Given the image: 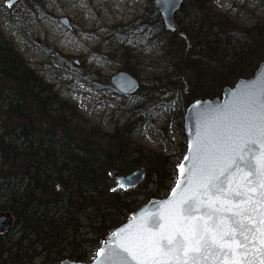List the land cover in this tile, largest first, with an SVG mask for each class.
Returning <instances> with one entry per match:
<instances>
[{"label":"trees","instance_id":"trees-1","mask_svg":"<svg viewBox=\"0 0 264 264\" xmlns=\"http://www.w3.org/2000/svg\"><path fill=\"white\" fill-rule=\"evenodd\" d=\"M182 12L186 19L166 34V69L152 84H141L139 112L151 105L149 94L170 87L183 93V117L193 101L220 96L264 61V12L252 25L212 0H185ZM133 57H122L125 70L133 72ZM145 122L102 133L0 33V214L14 218L11 229L0 232V264L90 261L112 229L169 194L179 161L132 141L134 126ZM141 167L146 178L139 187L113 190L112 170L128 174Z\"/></svg>","mask_w":264,"mask_h":264},{"label":"rangeland","instance_id":"rangeland-1","mask_svg":"<svg viewBox=\"0 0 264 264\" xmlns=\"http://www.w3.org/2000/svg\"><path fill=\"white\" fill-rule=\"evenodd\" d=\"M6 1L0 0V33L59 98L75 105L102 133L113 134L117 126L138 119L146 121L134 126L132 141L163 152L172 161L181 160L186 141L183 93L162 88L149 94L151 105L139 112L143 90L128 96L110 84V77L124 70L122 57L127 52L134 56V73L130 72L143 84H152L166 69V34L173 31L159 18L155 0H23L27 4L12 9ZM212 4L245 25L264 12V0ZM60 17L69 18L72 29ZM181 18L185 20V14L177 13L176 25Z\"/></svg>","mask_w":264,"mask_h":264},{"label":"snow or ice","instance_id":"snow-or-ice-1","mask_svg":"<svg viewBox=\"0 0 264 264\" xmlns=\"http://www.w3.org/2000/svg\"><path fill=\"white\" fill-rule=\"evenodd\" d=\"M184 159L172 197L113 232L95 264H264V77L198 114Z\"/></svg>","mask_w":264,"mask_h":264},{"label":"water","instance_id":"water-1","mask_svg":"<svg viewBox=\"0 0 264 264\" xmlns=\"http://www.w3.org/2000/svg\"><path fill=\"white\" fill-rule=\"evenodd\" d=\"M22 0H8L6 2V6L8 8H12L15 6L18 2ZM156 5L159 8L161 18L163 21L164 26L167 30L173 31L176 28L175 25V18L178 13V11L182 8L185 0H155ZM59 21L65 25L67 28H70L69 19L67 17H60ZM264 77V61L260 63L258 69L255 71L254 75L249 78H239L233 86L225 87L222 91V94L220 96H217L215 98H207V99H197L193 101L185 111L184 116V132L186 136V151L184 155L181 158V161L177 164V166L181 163H185L187 165V162L185 161V156L188 155L189 148L191 146V141L193 136L195 135V131L197 128V121H198V114L203 112L204 110H213V111H219L225 107V105H228L230 101L233 98V93L237 91L242 82L250 81L252 79H260ZM110 83L117 89V91L123 95H133L138 90H140L141 83L140 81L133 76V74L127 70H120L116 74L112 75L110 77ZM257 150H259V146H256ZM176 166L177 171V179L172 187L169 194L162 198L157 199H151L144 205H142L137 211L131 214V216L122 224L118 225L114 229H112L109 234L104 237L100 243V247L103 246V244L107 241H111L113 239V232H116L120 230L121 228L126 227L129 224H134L139 217L140 213L143 211H147L148 213H156L161 207L163 201L170 199L172 197V190L176 187L177 181L180 178V171L178 167ZM111 175L116 177V185L114 189L121 190V189H136L139 187L146 178V169L145 167H141L137 169L136 171H133L128 174H124L122 169H114L111 171ZM126 178L127 180L131 181L130 186H125L124 188H121L118 186V180L119 178ZM14 222V218L9 214H0V229L5 231L11 229ZM97 255V254H96ZM96 256L87 262H75L69 259H65L59 263L56 264H95Z\"/></svg>","mask_w":264,"mask_h":264},{"label":"flooded vegetation","instance_id":"flooded-vegetation-1","mask_svg":"<svg viewBox=\"0 0 264 264\" xmlns=\"http://www.w3.org/2000/svg\"><path fill=\"white\" fill-rule=\"evenodd\" d=\"M158 15H159V18H160V13L158 12ZM69 23H70V20H69ZM70 29H72V27L70 26ZM1 230V229H0ZM1 232V231H0Z\"/></svg>","mask_w":264,"mask_h":264}]
</instances>
